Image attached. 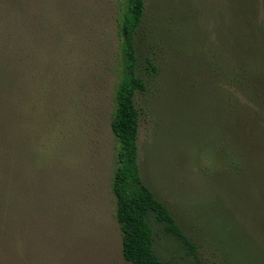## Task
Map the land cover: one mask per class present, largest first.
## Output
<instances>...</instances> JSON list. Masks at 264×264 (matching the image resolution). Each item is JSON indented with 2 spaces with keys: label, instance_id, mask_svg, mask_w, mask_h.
<instances>
[{
  "label": "rangeland",
  "instance_id": "rangeland-1",
  "mask_svg": "<svg viewBox=\"0 0 264 264\" xmlns=\"http://www.w3.org/2000/svg\"><path fill=\"white\" fill-rule=\"evenodd\" d=\"M125 3L0 0V264H130L111 190ZM144 3L137 163L195 247L152 224L154 251L162 264H264V156L240 175L221 160L245 114L207 63L235 48L230 1Z\"/></svg>",
  "mask_w": 264,
  "mask_h": 264
},
{
  "label": "trees",
  "instance_id": "trees-1",
  "mask_svg": "<svg viewBox=\"0 0 264 264\" xmlns=\"http://www.w3.org/2000/svg\"><path fill=\"white\" fill-rule=\"evenodd\" d=\"M229 1L234 18L230 21L236 29L232 37L235 48L230 50L229 58L223 60V53L218 51L207 63L218 81L232 87L229 95L232 103L247 116L238 114L234 118L232 132L241 141L235 145L237 152L222 150L221 160L233 163L240 175L249 172L257 154L264 156V0ZM144 5V0H126L121 21L123 73L115 92L116 107L110 122L119 150L111 190L121 234L122 258L130 264H162L154 251L152 224L161 226L165 234L180 241L191 253L195 247L175 223L167 207L143 183L137 163L139 112L134 97L146 90V84L137 73L139 63L134 33L143 23ZM144 62V70L156 72L153 59L146 58ZM243 124L249 130L240 127ZM224 128L222 125V131ZM261 171V165L258 169L253 168L256 176Z\"/></svg>",
  "mask_w": 264,
  "mask_h": 264
}]
</instances>
